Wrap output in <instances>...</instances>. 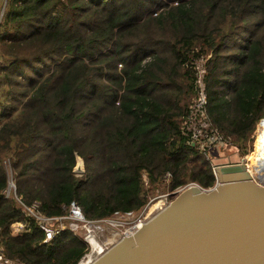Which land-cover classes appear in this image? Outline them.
<instances>
[{
  "label": "trees",
  "instance_id": "16d2710c",
  "mask_svg": "<svg viewBox=\"0 0 264 264\" xmlns=\"http://www.w3.org/2000/svg\"><path fill=\"white\" fill-rule=\"evenodd\" d=\"M208 52V119L246 156L264 118V0H7L0 253L18 264H77L87 252L68 228L44 243L23 205L63 217L74 202L95 221L140 211L156 192L213 188L211 162L181 128L195 96L192 61ZM16 223L27 229L15 233Z\"/></svg>",
  "mask_w": 264,
  "mask_h": 264
},
{
  "label": "water",
  "instance_id": "95a60500",
  "mask_svg": "<svg viewBox=\"0 0 264 264\" xmlns=\"http://www.w3.org/2000/svg\"><path fill=\"white\" fill-rule=\"evenodd\" d=\"M5 6L2 10L4 12ZM264 148V127L257 151ZM77 157L73 172L82 171ZM219 184L191 186L94 264H264V187L253 166L220 164Z\"/></svg>",
  "mask_w": 264,
  "mask_h": 264
},
{
  "label": "built area",
  "instance_id": "2783aa9c",
  "mask_svg": "<svg viewBox=\"0 0 264 264\" xmlns=\"http://www.w3.org/2000/svg\"><path fill=\"white\" fill-rule=\"evenodd\" d=\"M1 18L2 15H0V21ZM204 69V66H202L198 67L195 71V96L188 108L187 115L182 120L181 128L190 136V142L192 145H196L204 158L210 161L214 151L220 150L221 152L230 147L231 143L214 130L208 119L206 111L207 95L204 84ZM263 127L264 118L258 121L254 131V151L252 152V156L248 159L244 158L242 161L238 162L243 163L248 172H251L254 166V164L252 165L251 163V159L255 160L256 156H259L257 148ZM225 164L230 163H224V165ZM218 166L219 165H212L215 175V186L219 184L216 177V169ZM252 180L257 185L264 187V178L259 179L253 177ZM10 189H13L15 192V186L12 182L8 183L7 195H9ZM152 202L153 201L149 200L140 211H128L123 213L115 212L109 218L95 221L85 219L79 206L74 202L70 203L67 209V214L63 217L40 216L35 212V204L31 208L23 205V208L26 210L27 215L33 217L38 226L45 232L44 243H49L56 235L66 228L70 231H80L83 241L87 244V252L77 264H94L103 254L117 245L124 238L135 234L169 203L167 202L166 196H164L162 205L158 206L159 208L157 209H152L156 204ZM27 226L28 224L16 223L14 224L13 229L15 233H19L25 231ZM113 233H118L120 235L118 241L112 239ZM0 263L18 264L5 259L4 255L1 253Z\"/></svg>",
  "mask_w": 264,
  "mask_h": 264
},
{
  "label": "rangeland",
  "instance_id": "374dc122",
  "mask_svg": "<svg viewBox=\"0 0 264 264\" xmlns=\"http://www.w3.org/2000/svg\"><path fill=\"white\" fill-rule=\"evenodd\" d=\"M6 2H7V0H0V15H2V9L6 5ZM237 44H239V43H237ZM230 50H234V48L232 47V48H230ZM210 56H211V53L208 52V53L201 55L199 58L198 57L194 58V60L192 61L193 72H195L198 67H202V66H204V68H205L204 71H206V69H207L206 66L210 60ZM193 74L195 76V73H193ZM193 99H194V97H193ZM193 99H192V101H193ZM243 151H247L245 154H247V153L248 154L246 156H243L242 155L243 153L241 154V151L238 153L233 149L230 150L229 148H226L225 150H223L221 152H220V150H216V151H214L215 156H211L210 162L212 165H220V164H224V163H232L233 164V163L242 161L244 158L248 159L250 156H252V152L254 151V144H253V149L251 148V145L246 144V146H244V148H243ZM258 157L256 156L255 160L251 159V163L257 164V158ZM82 164H83L82 171L81 172H74L75 176L81 177V178L86 175V164L84 163L83 160H82ZM256 170H257V168H256ZM9 182L10 183L12 182L11 178L9 179ZM149 188L150 187H148V189ZM7 191H8V189H7ZM11 192L14 193L13 189H10V193ZM164 196H166L167 202H170L173 199V197H171V194L167 196V194H159L158 192H156L149 200L153 201L152 203H156V205H159V204H162L161 202L164 199ZM76 232L81 234L80 231H76ZM116 241H118V240H116ZM10 262H13V261H10Z\"/></svg>",
  "mask_w": 264,
  "mask_h": 264
},
{
  "label": "bare ground",
  "instance_id": "6f19581e",
  "mask_svg": "<svg viewBox=\"0 0 264 264\" xmlns=\"http://www.w3.org/2000/svg\"><path fill=\"white\" fill-rule=\"evenodd\" d=\"M253 164L257 168L258 178L259 179H263L264 178V148L259 152V157L257 158V164L256 163H252V165ZM160 205H162V204H159V205L155 204L152 209H157V208H159L158 206H160ZM119 236L120 235L118 233H113L112 234V239L118 240Z\"/></svg>",
  "mask_w": 264,
  "mask_h": 264
}]
</instances>
